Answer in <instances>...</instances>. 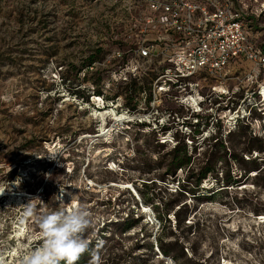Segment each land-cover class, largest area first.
I'll list each match as a JSON object with an SVG mask.
<instances>
[{"label":"rangeland","instance_id":"obj_1","mask_svg":"<svg viewBox=\"0 0 264 264\" xmlns=\"http://www.w3.org/2000/svg\"><path fill=\"white\" fill-rule=\"evenodd\" d=\"M238 1L264 54V0ZM129 4L0 0V264H22L41 242L37 217L69 204L94 222L76 264H264V174L231 156L242 134L264 139V64L154 94L157 62L122 73ZM183 138L216 168L195 193L181 187L187 168L171 176L160 160Z\"/></svg>","mask_w":264,"mask_h":264},{"label":"built area","instance_id":"obj_2","mask_svg":"<svg viewBox=\"0 0 264 264\" xmlns=\"http://www.w3.org/2000/svg\"><path fill=\"white\" fill-rule=\"evenodd\" d=\"M128 1L134 14L121 34L131 58L122 73L135 75L140 62H157L162 67L151 81L154 94L198 89L201 77H223L238 61L264 64L248 37L252 19L238 0Z\"/></svg>","mask_w":264,"mask_h":264},{"label":"clouds","instance_id":"obj_3","mask_svg":"<svg viewBox=\"0 0 264 264\" xmlns=\"http://www.w3.org/2000/svg\"><path fill=\"white\" fill-rule=\"evenodd\" d=\"M34 210L35 205L29 202L25 217L33 216ZM37 223L41 242L23 255L22 264H76L88 251L90 241L86 235L94 229V222L86 207L62 205L58 211L38 216ZM90 264H101L98 254L93 255Z\"/></svg>","mask_w":264,"mask_h":264},{"label":"trees","instance_id":"obj_4","mask_svg":"<svg viewBox=\"0 0 264 264\" xmlns=\"http://www.w3.org/2000/svg\"><path fill=\"white\" fill-rule=\"evenodd\" d=\"M253 19V18H252ZM252 23V22H251ZM249 23V27H253L254 25ZM249 127V124H245ZM196 132V131H195ZM232 131L229 132L231 134ZM243 138H245L244 141H241L240 147L233 150L231 153V156H233V159H237L238 162H241L242 164H246L244 170L245 173H250L255 171V176L261 177L264 174V165H260L258 160V155L254 157V153L257 151L258 153H264V139L260 138V136H257V134H242ZM192 137H195L193 135ZM218 139V138H215ZM220 141L218 139L217 142ZM194 142V141H193ZM160 143V142H159ZM220 144L223 145L221 142ZM169 158L168 159H162L161 161L167 162L168 169L167 171L169 175L176 176L177 171L179 169L184 170L187 168L188 174L186 177V184H182V189L187 190L188 192L195 193L194 190L200 187V185L203 183L204 180L208 179L210 175L217 176L216 168L213 165V162H211L210 159L208 160H202L200 155L198 154V147L194 145L193 148H190V146L187 144L185 139L183 138L182 141H178V143L171 149V151L168 153ZM248 154L249 157L245 158L244 155ZM264 161V160H262ZM197 169V171H195ZM229 174V172H228ZM216 178V177H215ZM238 180H235L232 178V176L226 175L224 178L225 185L232 186L234 183H237ZM192 185V187H190ZM197 187V188H196ZM202 197V196H197ZM188 202H184L178 209L174 210V216L184 223H186V217H183V212H187L189 210ZM170 214V208H165V217ZM125 229L129 228L133 225V221H126L125 223ZM162 250L164 253H168V250L161 245Z\"/></svg>","mask_w":264,"mask_h":264},{"label":"bare ground","instance_id":"obj_5","mask_svg":"<svg viewBox=\"0 0 264 264\" xmlns=\"http://www.w3.org/2000/svg\"><path fill=\"white\" fill-rule=\"evenodd\" d=\"M193 98H194V97H193ZM193 98H192V99H193ZM21 230H22V229H20V232L17 233L19 236L22 235ZM23 233H24V232H23ZM23 237H24V236H23ZM21 239H22V238H21ZM13 253H14V252H13Z\"/></svg>","mask_w":264,"mask_h":264}]
</instances>
